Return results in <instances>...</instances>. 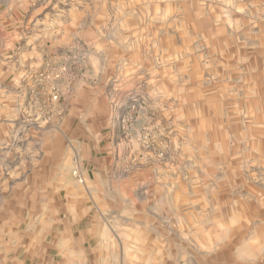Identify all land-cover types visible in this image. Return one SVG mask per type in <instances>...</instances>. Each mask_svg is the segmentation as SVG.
Masks as SVG:
<instances>
[{
	"label": "rangeland",
	"instance_id": "374dc122",
	"mask_svg": "<svg viewBox=\"0 0 264 264\" xmlns=\"http://www.w3.org/2000/svg\"><path fill=\"white\" fill-rule=\"evenodd\" d=\"M175 262L264 264V0H0V264Z\"/></svg>",
	"mask_w": 264,
	"mask_h": 264
},
{
	"label": "built area",
	"instance_id": "2783aa9c",
	"mask_svg": "<svg viewBox=\"0 0 264 264\" xmlns=\"http://www.w3.org/2000/svg\"><path fill=\"white\" fill-rule=\"evenodd\" d=\"M53 98L56 100V99H57V95H55ZM73 175L77 177V179L79 180L80 183L83 182L82 175H81V173H80V171H79L78 168H75V169H74V171H73ZM173 264H196V263H182V262H175V263H173Z\"/></svg>",
	"mask_w": 264,
	"mask_h": 264
}]
</instances>
